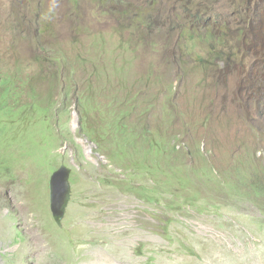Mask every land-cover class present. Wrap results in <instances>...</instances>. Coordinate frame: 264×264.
I'll return each instance as SVG.
<instances>
[{
	"label": "rangeland",
	"instance_id": "1",
	"mask_svg": "<svg viewBox=\"0 0 264 264\" xmlns=\"http://www.w3.org/2000/svg\"><path fill=\"white\" fill-rule=\"evenodd\" d=\"M73 1L0 0V56L25 60V70L36 72L39 62H49L59 50L43 93L25 82L20 67L0 87V264H264V204L248 202L257 195L252 178L264 179V142L255 143L251 131L257 125L263 134L264 122L254 113L242 118V94L254 81L240 66L249 51L243 30L257 16L264 19V0ZM39 14L49 15L41 19ZM40 21L52 31L47 34ZM135 33L137 38L131 37ZM245 37L253 41L249 64L258 68L253 76L260 80L264 44L251 33ZM72 60L76 90L85 89L91 74L99 85H108L111 101L124 103L110 115L90 112L85 118L94 122L95 135L103 133L110 152L139 150L134 185L144 188L136 193L99 187L110 170L111 177H124L105 167L107 151L99 153L81 133L85 120L76 95H60ZM131 76L142 81L139 88H132ZM172 86L174 93L167 90ZM125 89L127 95L119 99L115 93ZM143 93L152 101L150 111L142 107ZM97 105L93 99L94 110ZM146 118L156 127L148 129L151 135L141 146L131 141V148L124 139L110 138L102 123L122 119L132 132L136 122L145 124L137 119ZM55 123L69 137L64 145L56 143ZM171 128L183 134L184 146L197 139L206 156L215 152L208 158L223 171L220 182L206 169L209 182L179 184L165 162L149 157L171 149ZM234 142L238 146L231 151ZM247 146L252 150L245 151ZM53 149L63 156L49 157ZM62 165L80 172L59 227L50 210L49 181ZM143 168L154 170L140 172ZM234 176L248 187L235 183ZM151 179L161 187L151 186ZM139 194L164 197V203L148 204ZM195 195V209H171L173 199Z\"/></svg>",
	"mask_w": 264,
	"mask_h": 264
},
{
	"label": "trees",
	"instance_id": "2",
	"mask_svg": "<svg viewBox=\"0 0 264 264\" xmlns=\"http://www.w3.org/2000/svg\"><path fill=\"white\" fill-rule=\"evenodd\" d=\"M75 2V0L73 1V3ZM126 7V6H125ZM36 12H41V8L39 6H37L35 8ZM126 9V8H125ZM49 15V14H47ZM47 15H41L39 14V18L41 19H45ZM135 23V22H133ZM41 28H45V29H49L47 30V34L49 32L52 31V28L50 29L47 24L42 23L41 21L39 22ZM137 24H141V21L136 22ZM255 27H257V29H255ZM133 25L132 22L130 24L129 27V32L132 30ZM128 30V29H127ZM82 31V30H81ZM81 31L75 33V36L78 38L81 35ZM193 32V31H192ZM247 33H251V36H253V38L259 43V44H264V21H261L259 19V17L256 20V23L252 24L251 27L249 28V30L244 29L243 30V39L245 40V42L247 43V45L249 46V51L247 52L248 56L252 55L253 52V41L251 39L246 38L245 36L247 35ZM46 34V35H47ZM259 36V38L257 39L256 37ZM134 38H137V35L135 33V35L131 36ZM77 38H75L72 42L76 43L77 42ZM60 50H62V48H60ZM59 50L54 53L51 56V60L47 63H42L39 62L38 65L41 67L40 70L34 72V71H26L25 70V60H21V59H15L14 61L10 62L7 59H5L4 57L0 56V87L4 85L5 82V77L12 71L17 70V67H20V70L23 68L24 71H21V74L26 77V75L28 76V78H26L25 82L36 86L40 93L44 92V87H45V78L46 76L51 72V66L53 64V60L54 58L58 55ZM246 55V56H247ZM245 58V57H244ZM240 66L243 67L244 70H246L247 73V78H249L250 80L254 81V86L250 87L249 89L246 90V93L242 94V110H243V116L242 118H246L247 117V113H254L256 115V117L258 118V121L261 123L264 122V73H258L263 75L260 80L256 79L253 76V73L256 74L257 73V69H253L252 67L248 66L247 64H241L240 62ZM56 72V70H55ZM103 72L106 73V70H103ZM57 73V72H56ZM75 73H77V62L72 60V65L70 66V68L66 71V75H67V83L65 86L62 87V92H61V96L63 97H70L71 93H74L76 95V99H78L79 101V107L81 109L82 115L84 116V120L85 122H83V126L81 127V133L86 136V138H88L93 144L96 145V148L98 150L99 153H101L103 150L107 151L106 159H108L109 163L105 165V167H113L116 170H120L121 173H117L120 176H123L124 178H120V179H115L113 177H111L112 174H114L115 172L113 170H110V175L107 173L105 174L103 177H101V180L99 181V187H104V188H109V187H116L119 190H127L130 193H136V189L139 187H142V189L144 188V186L141 185H134V180L137 178L136 173L137 171L134 170L133 168V164L134 158L138 159V156L140 155L139 150H137L134 154H127V152H123V153H118V152H110L109 148L104 140V135L102 132L99 133V135H95L93 132V123L91 124L87 119L88 117L86 116V114H89L90 112H95L97 113V116L100 115H110L113 113V111H117V110H122L124 108V103L123 102H119L117 100L111 101L110 97L111 94L110 93V88L108 87V85H104L101 86L99 85V83H97L91 74L88 75V79L86 81L85 84V89L82 92H79L80 89L75 88V83L77 84V78L75 76ZM133 73V71H132ZM132 79V88L133 87H140L139 85L142 83V81H138L137 82V78H134L131 76ZM137 82V83H136ZM98 85L99 87L97 89H95V86ZM256 89L255 93L252 94V90ZM168 92L170 93H174V89L173 86L167 89ZM258 92L257 95H255ZM116 96L121 99L124 96H126V89L125 90H119L116 93ZM145 93H143L144 96V101L142 103V107L143 109L145 108L146 111L152 108L151 103L152 101L148 100V96L144 95ZM258 97H262V101L261 102H257V98ZM96 99L98 101V105L97 108L94 110L92 107V100ZM100 99L103 100L104 102L101 103ZM65 100V99H64ZM257 102V103H256ZM256 103V104H255ZM63 107H64V103H63ZM87 117V119L85 118ZM149 118V117H148ZM137 120H141L142 123H145L147 121L146 119H137ZM103 123V128L106 126V132L108 134V136L110 138H112L113 136H115V139H113L114 141H119L121 139L126 140L131 148V141L136 143L138 146H141L144 143H140L145 141V139L147 138V136H150L151 133L148 129H152V127L155 125V123H151V121L141 125L138 122H136V129L134 131H130L129 129L125 128L123 125V120L122 119H117V120H108V121H104ZM264 125V123H263ZM55 127V131L58 133V137L56 138V143H60L62 145L65 144V142H67L68 140V136L66 134H64L63 129L62 131L59 132V127L56 126V123L54 125ZM150 127V128H149ZM156 127V126H154ZM153 127V128H154ZM184 127V126H183ZM257 125H255L252 128V132L255 133V137H252V140L259 144V142H264V133L261 134L259 136L258 133V129H257ZM171 135H170V143L172 144L171 149H165L162 150L161 152H157L154 151L152 153L149 154V157H151L153 160L157 161V162H165L168 165L169 168V173L172 172L173 173V179L175 180L177 177L181 179V181L179 182V184L185 185L189 182H193V183H198L203 180V179H207L205 171L204 170H208L209 172L212 173V177L217 180H220V174L223 172L222 170L218 171L216 169V167L212 164V158L209 159L208 155L211 154V156L213 155L212 151L208 152V155L206 156L200 149V145L201 142H199V140H192L190 143H188V145L184 146V143L181 142V136H183V134H179L177 135L175 130L171 128ZM242 142H240L239 147L241 146ZM246 143L243 142V146ZM196 146V148H195ZM238 146V144L236 142L233 143V145L231 146V151L235 150V148ZM79 148V146H77ZM253 146H247L244 150L245 151H249L252 150ZM58 150H52L51 154L49 157H55V156H63V154L60 152L58 153ZM46 154V158H47ZM240 153L237 154L234 159H236L237 157H239ZM83 156H79V159L82 160ZM189 160H191V163L188 162ZM238 160V159H237ZM236 160V165L240 164L242 166V164L240 162H238ZM76 161H77V157H76ZM90 164H93L91 162H89ZM53 164L56 166V163L53 162ZM170 166V167H169ZM57 169V168H56ZM185 169H189L192 170L191 171V175H187L185 174L184 170ZM147 170H154L153 168H143L140 172L142 171H147ZM248 171V170H247ZM80 171L78 170H74V172H72V176L73 179L71 177V184L74 186L76 184V178H77V173H79ZM262 173H264V169L262 168L261 171ZM168 173V174H169ZM144 175V174H143ZM167 175V174H164ZM259 175V174H256ZM145 176V175H144ZM197 177V180H196ZM210 178V175H209ZM152 180V179H151ZM199 180V181H198ZM208 180V179H207ZM233 180L235 181V183L242 185L243 187H248L246 184L243 185V182L241 180H239L236 176L233 177ZM153 183L151 186H155V187H161V185H159V183H157L154 179L152 180ZM242 183H241V182ZM209 182V180H208ZM252 184L255 187V192L257 193V195L253 194V199L250 200L252 202L254 201H260V203L264 204V179L261 178H257L256 180H253L252 178ZM134 185V186H133ZM199 187V185H197ZM123 192V191H122ZM165 194L169 191L165 190L163 191ZM172 195L173 192H171ZM140 197L142 198L143 201H145L148 204H152L155 205L157 203H164V197L155 195V196H149L147 194H139ZM195 197H199L198 195H195L194 197L191 198H183L185 199L184 201L178 202L177 200L173 199L172 203L173 206L171 207L172 210H175L177 212H184L186 210H192L195 209V204L194 202H197L198 199H196ZM162 205L158 206L161 207ZM184 209V211L182 210ZM170 210L169 207L166 208V210L164 211V213L166 215H169L168 211ZM261 212V211H260ZM171 221H175L173 219H171ZM172 224V222L170 223ZM168 224V225H170ZM185 251L188 255L191 256H195L196 257V252L194 249L189 248L187 245H185Z\"/></svg>",
	"mask_w": 264,
	"mask_h": 264
},
{
	"label": "water",
	"instance_id": "3",
	"mask_svg": "<svg viewBox=\"0 0 264 264\" xmlns=\"http://www.w3.org/2000/svg\"><path fill=\"white\" fill-rule=\"evenodd\" d=\"M72 169L58 168L50 178V210L55 223L61 227L72 199Z\"/></svg>",
	"mask_w": 264,
	"mask_h": 264
},
{
	"label": "clouds",
	"instance_id": "4",
	"mask_svg": "<svg viewBox=\"0 0 264 264\" xmlns=\"http://www.w3.org/2000/svg\"><path fill=\"white\" fill-rule=\"evenodd\" d=\"M257 18H258V16L256 17V19H255V21L253 22L254 24L256 23V20H257ZM262 21H264V19L262 20ZM245 29H246V26H245ZM247 30V29H246ZM249 30V29H248ZM194 35H195V32H192ZM252 56V55H251ZM251 56H246L245 58H244V60L246 61V63L245 64H247L248 66H250V64H249V59L251 58ZM251 67V66H250ZM95 145V144H94ZM96 146V145H95ZM61 167V166H60ZM56 171V170H55ZM73 172V171H72ZM71 177H72V175H71ZM51 178V177H50ZM49 183H50V181H49ZM50 190V189H49Z\"/></svg>",
	"mask_w": 264,
	"mask_h": 264
}]
</instances>
